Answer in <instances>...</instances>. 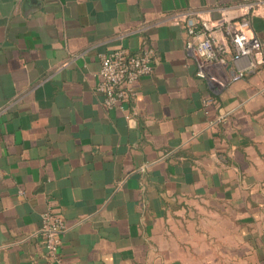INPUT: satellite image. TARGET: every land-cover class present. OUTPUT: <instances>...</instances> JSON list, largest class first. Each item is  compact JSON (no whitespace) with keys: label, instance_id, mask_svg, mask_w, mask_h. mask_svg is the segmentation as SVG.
<instances>
[{"label":"crops","instance_id":"obj_1","mask_svg":"<svg viewBox=\"0 0 264 264\" xmlns=\"http://www.w3.org/2000/svg\"><path fill=\"white\" fill-rule=\"evenodd\" d=\"M245 1L0 0V264H56L50 207L73 264H264V4L234 82L230 57L198 75L175 19ZM145 43L154 72L107 108L101 55Z\"/></svg>","mask_w":264,"mask_h":264},{"label":"built area","instance_id":"obj_2","mask_svg":"<svg viewBox=\"0 0 264 264\" xmlns=\"http://www.w3.org/2000/svg\"><path fill=\"white\" fill-rule=\"evenodd\" d=\"M262 4L263 0H247L238 6L241 9L240 15L225 12L216 21L198 18L193 12L175 15L176 22L183 23L186 30V49L198 64L199 76H208V63L225 66L229 57L234 67L230 76L232 82L255 72L257 62L251 57L261 51L263 43L257 35L248 33V15L255 13ZM245 57L250 59L242 67L239 60ZM154 59L155 51L146 43L135 52L120 47L101 55L96 89L104 95L107 108L125 109L128 100L137 94L138 82L154 72ZM66 229L65 219L60 212L50 207L42 213L39 234L48 257L56 264H73L65 261L60 254L61 235Z\"/></svg>","mask_w":264,"mask_h":264}]
</instances>
